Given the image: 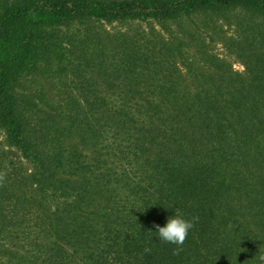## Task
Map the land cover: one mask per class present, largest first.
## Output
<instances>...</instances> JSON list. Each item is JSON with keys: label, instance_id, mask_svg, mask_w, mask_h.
<instances>
[{"label": "trees", "instance_id": "16d2710c", "mask_svg": "<svg viewBox=\"0 0 264 264\" xmlns=\"http://www.w3.org/2000/svg\"><path fill=\"white\" fill-rule=\"evenodd\" d=\"M0 264H264V0H0Z\"/></svg>", "mask_w": 264, "mask_h": 264}, {"label": "clouds", "instance_id": "9594fccd", "mask_svg": "<svg viewBox=\"0 0 264 264\" xmlns=\"http://www.w3.org/2000/svg\"><path fill=\"white\" fill-rule=\"evenodd\" d=\"M151 207L146 208L144 212ZM163 208L171 210L172 214L167 217L166 223L163 225L155 224L154 230L151 231L156 234V238L160 241L176 245L179 249L183 246L190 230L193 228V221L186 218L177 208L164 206Z\"/></svg>", "mask_w": 264, "mask_h": 264}, {"label": "rangeland", "instance_id": "374dc122", "mask_svg": "<svg viewBox=\"0 0 264 264\" xmlns=\"http://www.w3.org/2000/svg\"><path fill=\"white\" fill-rule=\"evenodd\" d=\"M131 24H132V22L128 23V25H131ZM127 26H122L121 24H117V23L105 24L106 29H108L110 32H115V31L120 30V29L124 30V29H126ZM215 49L221 55V57L227 61V63L232 67V69L234 71H236L238 73H244L245 65L241 61V59L237 58L235 55L230 54L229 52H227L225 54V49L223 48L222 44H220V42L215 45ZM46 87L50 91L52 96L55 95L57 91L61 90L59 88L55 89L54 88L55 86H51V85L50 86H46ZM22 162L29 170L31 169L30 163H28L24 159H22Z\"/></svg>", "mask_w": 264, "mask_h": 264}]
</instances>
